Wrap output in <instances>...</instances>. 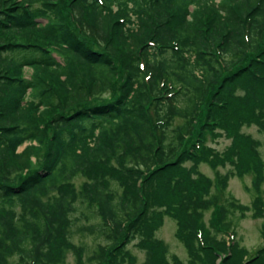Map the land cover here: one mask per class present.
Returning a JSON list of instances; mask_svg holds the SVG:
<instances>
[{
  "label": "trees",
  "instance_id": "1",
  "mask_svg": "<svg viewBox=\"0 0 264 264\" xmlns=\"http://www.w3.org/2000/svg\"><path fill=\"white\" fill-rule=\"evenodd\" d=\"M243 124L264 131V0H0V264H185L155 236L164 215L188 264H215L235 211L263 218L264 240V163ZM217 127L222 156L205 144ZM209 155L235 172L214 185ZM251 167L250 205L225 197Z\"/></svg>",
  "mask_w": 264,
  "mask_h": 264
},
{
  "label": "rangeland",
  "instance_id": "2",
  "mask_svg": "<svg viewBox=\"0 0 264 264\" xmlns=\"http://www.w3.org/2000/svg\"><path fill=\"white\" fill-rule=\"evenodd\" d=\"M55 60L60 64L63 63V59L53 53ZM32 68L31 67H24V77L29 78L31 76ZM41 108V107H40ZM240 131L244 135H249L252 139L259 141L260 145L258 146L259 154L264 163V131H260L255 124L251 125H242ZM215 132H220V135H206L205 144L209 145L213 152H216L219 156H222L225 149H227L231 143L232 139L231 136L225 135L220 128H216ZM29 142H25L23 145L19 146L17 150H21L25 144ZM34 143V142H33ZM245 155V153H244ZM212 157L209 155L207 159H204L199 164V171L210 178L214 185L216 184V174L219 172L220 174H224L227 170H232L235 172L234 165L230 164L229 161L225 160L224 164L217 163L215 167L211 164L208 160ZM34 163L36 162L37 158L35 156L31 159ZM249 162L247 157L244 158L242 163L245 165ZM33 163V165H34ZM255 177L254 169L251 167V170L247 169L244 171V174H237L234 173L232 177L228 180V185L225 190V197L233 196L239 202L250 205L252 200L258 195V193L253 189L252 182L253 178ZM263 177H264V170H263ZM81 179L76 180V184H79ZM215 189V187H214ZM262 194H260L261 199L264 202V179L261 184ZM229 219L231 220L232 227L235 236L228 235V239H236L240 246L245 248V256L242 258V262L240 264H245V261L250 256L254 255L256 251L262 247H264V240L261 237V226L263 223V218H254L251 216L250 212L245 213L244 216H241L239 212L235 211L229 215ZM216 218L214 217V210H210L205 213L203 217L204 224L211 228V224L214 223ZM177 231V221L174 217L169 215H164L163 219L161 220V224L159 228L155 232V236L162 240L168 246V259L172 261L173 257H177L182 260L185 264H188V252L185 248L184 244L176 237ZM227 239V238H226ZM227 239L223 249L220 252V255L213 256L215 264H238L237 261L227 260L224 261V256L230 255L232 252L230 250V242ZM71 240L76 244H84L87 248L93 244L92 237L89 236H81L77 233H73L71 236ZM137 240L132 241L127 247L131 250L133 254L136 255L138 263L144 260V251L139 249L137 246ZM228 248V249H227ZM173 256V257H172ZM66 264H76L75 259L72 254H68Z\"/></svg>",
  "mask_w": 264,
  "mask_h": 264
}]
</instances>
